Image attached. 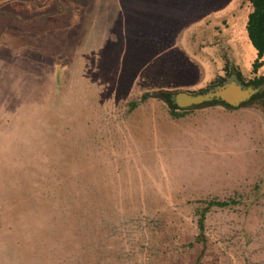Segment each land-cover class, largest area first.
I'll list each match as a JSON object with an SVG mask.
<instances>
[{"label": "rangeland", "instance_id": "1", "mask_svg": "<svg viewBox=\"0 0 264 264\" xmlns=\"http://www.w3.org/2000/svg\"><path fill=\"white\" fill-rule=\"evenodd\" d=\"M212 2L13 0L0 264H264V96L181 116L153 96L218 83L216 62L189 58L210 23L238 39L245 82L264 75L243 11L216 22ZM211 199L235 203L210 209L201 237Z\"/></svg>", "mask_w": 264, "mask_h": 264}, {"label": "crops", "instance_id": "2", "mask_svg": "<svg viewBox=\"0 0 264 264\" xmlns=\"http://www.w3.org/2000/svg\"><path fill=\"white\" fill-rule=\"evenodd\" d=\"M208 1H210V2L213 1L211 6L207 9V11L214 12L213 17L215 18L214 20L216 22L222 21L224 19V17L229 15V12L232 11L233 6H237V8H235L234 10L237 9V14H238V12L243 11L241 13L242 14L241 17L243 19L244 25L247 24L248 16H249L250 12L252 11L251 9H245L246 5L249 7H250V5H252L249 1L237 0L236 5H234V0H208ZM12 2H13V0H0V35L1 36L3 34L2 28L6 24V20H10L8 18V14L10 15V13L12 14V12L14 13L13 7L9 6ZM16 13L18 15V13H20V12L17 11ZM205 13H206V11H205ZM17 15H16V17H17ZM241 28H244V27L241 26ZM188 35H189V33H187V32H182L181 34L176 32L172 36L173 37L172 40H174V41H171V42L182 44L183 42H186L185 39H187ZM198 37L200 38L199 42H198L199 46L197 48H195L196 51L193 52L196 55L195 56L190 55L189 58L191 57L195 60H197V59L209 60V63H211V62L213 63V62H215V60H220V59L226 58L227 55L231 54L233 56V59H235V60L237 59V66H239L240 71H241V55H240V50L238 47V39H237V43H236V40L232 34L222 35L220 33V31L218 30L217 25L210 23L209 25H207L205 28H203L201 30L200 35ZM195 43H196V41H195ZM218 44L221 46L216 48V49L208 48L211 45L215 46ZM256 54H257V50H256ZM198 55H200V56H198ZM205 69H206V67H205ZM214 75H215V77H219L222 74H221V71L218 70V73L214 74ZM262 76H264V75H262Z\"/></svg>", "mask_w": 264, "mask_h": 264}, {"label": "water", "instance_id": "3", "mask_svg": "<svg viewBox=\"0 0 264 264\" xmlns=\"http://www.w3.org/2000/svg\"><path fill=\"white\" fill-rule=\"evenodd\" d=\"M221 45L210 46L216 49ZM221 74L218 83L202 92L166 91L161 96L171 98L180 108L190 109L201 107L207 103L218 100L230 105L231 108L241 107L243 103H249L259 96H264V76L262 81L256 83L253 79L245 82L241 74L237 59L227 55L226 58L215 60Z\"/></svg>", "mask_w": 264, "mask_h": 264}, {"label": "trees", "instance_id": "4", "mask_svg": "<svg viewBox=\"0 0 264 264\" xmlns=\"http://www.w3.org/2000/svg\"><path fill=\"white\" fill-rule=\"evenodd\" d=\"M249 1L252 6L253 9L249 14V18H248V22H247V29H248V34H249V38L253 44V46L255 47V49L257 50V57L255 59L254 62V71L258 70V68L264 63V0H247ZM256 83L260 82L263 80V78L260 77H256L253 79ZM167 94V90H160L158 92H156L153 96L155 97H159L164 99L169 106L172 108V114H180V116L186 112L188 109L185 108H180L178 107L171 98H167V97H163L161 96L162 93ZM151 94L147 93L145 95H143L141 101L144 102L146 99H148V97H150ZM211 103H221L224 104L228 107H230V105H228L227 103L223 102V101H212ZM209 104V103H207ZM247 103H243L242 106L246 105ZM138 105V102H133L132 103V107L131 108H135ZM176 110V111H175ZM180 110V111H177ZM235 201L233 200H220V199H211L208 200L206 202L205 207L200 211V217L198 219V223H199V228H200V236L203 237L204 236V230H205V220H206V214L207 212L212 209L213 207H227L230 206L232 204H234Z\"/></svg>", "mask_w": 264, "mask_h": 264}]
</instances>
